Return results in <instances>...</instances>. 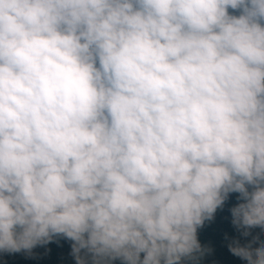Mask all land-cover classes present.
<instances>
[{
  "label": "clouds",
  "instance_id": "1",
  "mask_svg": "<svg viewBox=\"0 0 264 264\" xmlns=\"http://www.w3.org/2000/svg\"><path fill=\"white\" fill-rule=\"evenodd\" d=\"M233 193L264 264V0H0V253L220 264Z\"/></svg>",
  "mask_w": 264,
  "mask_h": 264
},
{
  "label": "trees",
  "instance_id": "2",
  "mask_svg": "<svg viewBox=\"0 0 264 264\" xmlns=\"http://www.w3.org/2000/svg\"><path fill=\"white\" fill-rule=\"evenodd\" d=\"M239 194H230L228 200L222 208L217 209L214 220L206 221L205 226L198 229V238L202 244H210L215 248V254L208 258V261L217 260L220 264H241L238 258H234L227 249V241L224 236L227 234L230 238H240L239 233L231 223L232 217L230 209L235 206ZM252 237H259L264 241V237L259 232H254ZM244 241H242L243 243ZM73 242L62 236L54 238V242L45 246L51 249L48 255H44L45 247L38 246L33 250L36 258H29L24 252L18 254L0 253V264H75L70 255L71 244ZM120 264V261L114 262Z\"/></svg>",
  "mask_w": 264,
  "mask_h": 264
}]
</instances>
